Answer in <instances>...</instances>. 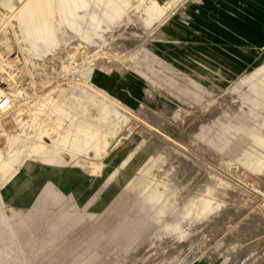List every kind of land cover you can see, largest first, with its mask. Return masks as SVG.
Listing matches in <instances>:
<instances>
[{
    "label": "rangeland",
    "instance_id": "rangeland-1",
    "mask_svg": "<svg viewBox=\"0 0 264 264\" xmlns=\"http://www.w3.org/2000/svg\"><path fill=\"white\" fill-rule=\"evenodd\" d=\"M84 1L0 0V264H264V0Z\"/></svg>",
    "mask_w": 264,
    "mask_h": 264
},
{
    "label": "built area",
    "instance_id": "built-area-1",
    "mask_svg": "<svg viewBox=\"0 0 264 264\" xmlns=\"http://www.w3.org/2000/svg\"><path fill=\"white\" fill-rule=\"evenodd\" d=\"M13 69H5L4 54L0 51V120L10 115L15 108V101L10 91L13 82Z\"/></svg>",
    "mask_w": 264,
    "mask_h": 264
},
{
    "label": "bare ground",
    "instance_id": "bare-ground-1",
    "mask_svg": "<svg viewBox=\"0 0 264 264\" xmlns=\"http://www.w3.org/2000/svg\"><path fill=\"white\" fill-rule=\"evenodd\" d=\"M87 3H88V1H84L83 2V5L86 7L87 6ZM154 5H158L157 3H153ZM73 8V7H72ZM94 18H95V15H94ZM52 21V20H51ZM97 22L100 24V22L97 20ZM100 26V25H99ZM98 27V26H97ZM122 27V26H121ZM93 30V29H92ZM8 61H10V60H8ZM15 62V61H14ZM9 63H11V62H9ZM12 96H13V99H14V95L12 94ZM42 129V128H41ZM39 133V132H38ZM43 137V136H42ZM34 144V143H33ZM6 253V252H5Z\"/></svg>",
    "mask_w": 264,
    "mask_h": 264
},
{
    "label": "crops",
    "instance_id": "crops-1",
    "mask_svg": "<svg viewBox=\"0 0 264 264\" xmlns=\"http://www.w3.org/2000/svg\"><path fill=\"white\" fill-rule=\"evenodd\" d=\"M88 1V0H87ZM263 19H264V17H263Z\"/></svg>",
    "mask_w": 264,
    "mask_h": 264
}]
</instances>
